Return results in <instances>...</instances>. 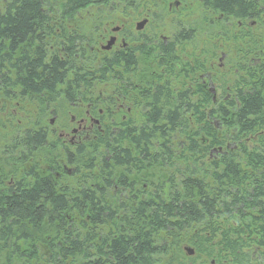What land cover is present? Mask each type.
<instances>
[{
    "label": "trees",
    "instance_id": "obj_1",
    "mask_svg": "<svg viewBox=\"0 0 264 264\" xmlns=\"http://www.w3.org/2000/svg\"><path fill=\"white\" fill-rule=\"evenodd\" d=\"M136 1L3 5L0 102L27 99L36 119L8 143L18 147L19 159L32 153L35 163L19 171L14 190L0 195V264H252L245 250L251 245L258 255L253 264H264V0H204L215 10L203 11L219 19L209 17L212 23L240 24L231 39H240L243 63L231 84H223L225 98L202 91L197 75L205 68L195 60L196 71L185 78L198 89L193 103L186 92L174 96L164 77L159 85L148 79L149 105L161 98V107L111 124L107 110L103 132L94 131L75 150L45 131L48 104L62 93L85 102L97 97L98 85L133 86L131 61L95 59L75 41L93 42L92 24L103 22L110 2L129 9ZM80 11L88 15L80 19ZM252 20L261 38L244 31ZM188 30L178 38L189 39ZM210 35L222 37L217 30ZM163 55L175 58L169 47Z\"/></svg>",
    "mask_w": 264,
    "mask_h": 264
},
{
    "label": "flooded vegetation",
    "instance_id": "obj_2",
    "mask_svg": "<svg viewBox=\"0 0 264 264\" xmlns=\"http://www.w3.org/2000/svg\"><path fill=\"white\" fill-rule=\"evenodd\" d=\"M198 3L205 10H215L212 7L206 6L204 0H198ZM172 6H174V8H172ZM185 6L186 5L182 0H172L170 3H168L167 9L168 12H173L174 10L177 11ZM130 8L132 7L129 6V9ZM3 9L4 8L2 7L1 10ZM85 13L87 14L88 11ZM96 13L98 14L97 11ZM76 14H78L80 19H83V15H86L84 14V11H80ZM149 16V11H146L142 14L141 21L144 20V25L141 28H138V22H136L135 24H133L132 22L113 24L106 22L94 23L92 24V28L95 30V32L92 33V36L94 37L92 43H89V39L75 41L76 46L86 44L89 52H93L95 54V59L97 58L99 60L109 58L111 59V61L115 62V60H121L122 58H124L126 65L131 61L129 67L127 68V71L129 77H135L136 80L135 82H133L134 79L130 80V84L133 85L129 87L130 89H127L128 86H125L124 88H117L114 86L109 88L110 92L106 95H103L101 91H98L97 97L94 95H92L91 98L88 97L91 99V101L84 102L81 95L76 96L75 98H69L65 95V93H62L61 97L56 98V101L48 104L49 108H47V114H53V117L49 121L50 125L53 124L57 116L56 113H54L56 111L66 109L77 113L71 114L69 118L70 125L75 126L71 128L69 132H66V129H61V131H59L58 133L57 138L60 139L64 147L69 146L71 149L73 148V150H75L76 146L81 144L83 139H87L89 136L93 135L94 131L103 132L101 122L103 121L102 118L104 116V112L107 110L112 111V115H114L115 113V115L118 116L117 112L121 110L130 113L132 110L136 109L138 111H143L148 107H161V98L159 105H149L148 94L145 95L148 89V87L145 86L147 85L148 79L151 82L154 81L156 85H159L158 83L160 82V77L171 78L176 74H182L183 78H192L191 75L196 71V59L188 55L187 58L181 60L180 56L178 55V44L188 39H179V33H174L173 35H171V37H164L161 34L159 35L157 31L159 30V26H156L153 32H146L144 28L147 25ZM95 17L97 18L99 16ZM247 23L253 24L254 20ZM238 25L240 24L238 23ZM188 35L191 36L190 31L188 32ZM111 39L112 43H110V45H107ZM165 47H169L172 49L173 58L175 57L173 61H170L163 55V48ZM155 53L157 54V56H155ZM148 56H151L154 59L149 62ZM163 56L167 60L166 62L164 61ZM223 57L224 53L221 52L218 60L221 61ZM149 67L153 68L154 70L151 69L150 72H147L146 70ZM204 68V73H199L197 75L199 79H201L199 83L204 87L202 91H207L208 93L213 94L214 90L211 84V71L215 67H213V64L209 61L208 65L204 64ZM235 70L236 69H234L233 71ZM206 79L207 81H205ZM160 83L162 84V82ZM195 85L196 84H194V82H188L187 85H184L182 87V90H179L180 88L178 85L176 88L174 87L175 85L173 87H169L174 96L178 95L180 91L188 93L190 95L189 98L191 100V103H193L192 98L194 97V95H192V93H195L197 91V89H195ZM207 86L210 87L207 88ZM153 90L154 88L151 91ZM94 100H97V102L94 103ZM174 107L179 108L180 106L178 104H174L173 108ZM181 107L185 108L187 107V105L184 104ZM125 117V114H122L120 120L124 121ZM113 119L114 118L112 116V118H110V124L114 123ZM112 129L113 131H115L117 128L114 127ZM46 130L47 126L45 128V131ZM55 131L56 130L51 129L50 133L53 135ZM9 141L3 143L0 146L1 196L4 194V192L7 193L10 189L14 190L17 187L16 182H18L19 179V176L17 175L19 174V171L29 170L30 167L35 163V160L32 157V153L26 158L23 157L22 159H19V156L17 155L18 147H14L15 145L9 146ZM5 147H9L10 151L5 152L6 155L3 156V151L1 150ZM11 150H13L12 152L14 153H11ZM7 154H9L10 157H13L9 158ZM6 156H8L9 159H7ZM13 168L16 175H14V173H8L9 170ZM3 169L5 172H7L5 174L6 176H3ZM63 170H66L65 164L63 165ZM11 251L14 253V251L17 252L18 249H11Z\"/></svg>",
    "mask_w": 264,
    "mask_h": 264
},
{
    "label": "rangeland",
    "instance_id": "obj_3",
    "mask_svg": "<svg viewBox=\"0 0 264 264\" xmlns=\"http://www.w3.org/2000/svg\"><path fill=\"white\" fill-rule=\"evenodd\" d=\"M9 1L10 0H0V11L3 5ZM171 1L172 0H137L136 6L130 9H123V5H118L116 2H110L105 9V15H103L101 19L103 22L111 24L126 22H132L135 24L136 22L141 21L144 12L149 11V20L144 28L146 32H153L154 28L159 26V30H157L159 35L161 34L164 37H171L174 33L177 34L179 31H187L189 29L191 32V36H189L190 39L178 44V55L181 60H184L190 55L192 58L196 59V62L206 65H208V62L210 61L213 64V67H215L214 70L211 71V84L214 90L211 96L213 95L214 100L225 98L229 95V92H223V84H225L226 87L231 84L230 80L234 78L233 72H235L233 70L238 68V64L243 63L242 55L238 50L241 46L236 48V44L241 43L239 41L240 39L238 42H236L237 40L231 39V34L236 33L240 29V25H237L236 27V20L227 21L223 23L224 26H222L221 22L214 21L212 23L209 17L212 20L219 21L218 17L209 13L208 15L203 11L205 9L200 6L198 0H182L186 5L185 7H182L177 11L174 10L173 12H168V3ZM172 8H174V6H172ZM262 8L264 10V3L262 4ZM96 16L99 15L97 14ZM216 30L222 37L219 39H212L210 34H213V31L215 32ZM244 31H249L248 33L253 35V38H261L259 23H247L246 26H244ZM221 52L224 53V57L220 61L218 58L220 57ZM163 79L168 82L170 87H173L175 84L179 86L180 83L186 81L185 78L182 77V74H176L171 78L164 77ZM197 79L199 82L201 81L198 76ZM223 80L226 82H222ZM205 81H207V79ZM209 87L210 86H207V88ZM108 88L111 87H108L107 85H98L94 94L97 95L100 89L107 94L110 92ZM192 95H194L193 98L191 97L192 102H194L195 98L197 99V94L195 92L192 93ZM35 108V105L27 100H20L18 103L0 102V146L9 141L12 135L15 136L16 129L25 130L34 126V121L36 119ZM54 113H56L57 116L52 125L49 124V121L53 117V114H46V117L43 120L45 126H47L46 131L48 132L50 139L57 137L61 129H66V132H69L70 129L75 126L70 125V115L74 113L77 114L74 111L66 109ZM117 113L118 116L114 113L113 121L120 119L122 114H125V120L130 117H136L138 110H132L130 113L121 110ZM102 122L107 124L108 121L104 118ZM51 129L56 130L53 134L54 136L50 133ZM248 249L249 250H245L249 252L253 264L254 260L257 261V251L254 249L253 245ZM183 251L185 252L184 248Z\"/></svg>",
    "mask_w": 264,
    "mask_h": 264
},
{
    "label": "water",
    "instance_id": "obj_4",
    "mask_svg": "<svg viewBox=\"0 0 264 264\" xmlns=\"http://www.w3.org/2000/svg\"><path fill=\"white\" fill-rule=\"evenodd\" d=\"M137 25H138V28H141L144 25V20L138 22ZM110 43H112V39L108 42L107 45H110ZM184 250H185L186 254L189 256H191L193 254V250L189 247H185Z\"/></svg>",
    "mask_w": 264,
    "mask_h": 264
}]
</instances>
